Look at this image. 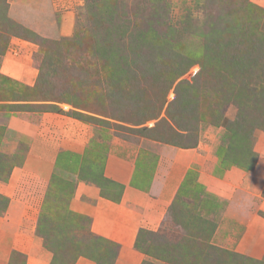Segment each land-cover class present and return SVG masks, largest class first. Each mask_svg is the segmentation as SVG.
Here are the masks:
<instances>
[{
    "label": "rangeland",
    "instance_id": "rangeland-1",
    "mask_svg": "<svg viewBox=\"0 0 264 264\" xmlns=\"http://www.w3.org/2000/svg\"><path fill=\"white\" fill-rule=\"evenodd\" d=\"M5 60L12 77L4 72ZM11 111L35 113L30 122L47 125L46 132L59 130L58 123L78 129L86 150L63 157L42 195L41 184L31 187L24 179L30 168L23 169L22 156L31 138L15 153L0 150V182H8L15 168L22 171L14 197L0 192V243L10 238L3 251L0 245V264H37L28 225L11 231L3 222L13 198L19 217L31 201L40 206L31 235L40 240L42 254L51 255L49 264L55 255L59 263L72 264L74 256L63 259L62 251L92 253L95 244L101 246L91 221L70 215L74 195L69 199L68 193L93 172L102 174L115 141L127 147L207 146L218 179L233 169L242 172L235 193L249 196L243 202H252L249 214L264 228V0L0 1L4 133ZM225 152L232 164L223 162ZM244 153L245 167L234 165L232 157ZM197 178L195 171L194 186ZM198 188L187 200L180 197L173 224L138 233L141 264H264V254L240 257L235 246L221 244L229 237L213 239L215 228L203 212L212 211L215 198L202 197ZM225 212V206L218 212L223 235L231 233ZM243 226L240 233L247 230ZM72 234L83 244L69 242Z\"/></svg>",
    "mask_w": 264,
    "mask_h": 264
},
{
    "label": "crops",
    "instance_id": "crops-1",
    "mask_svg": "<svg viewBox=\"0 0 264 264\" xmlns=\"http://www.w3.org/2000/svg\"><path fill=\"white\" fill-rule=\"evenodd\" d=\"M4 62L3 69L8 75L5 64L9 67V63L6 60ZM9 76L12 77L13 74ZM21 79L27 78L23 76ZM12 113L14 112H10V118L7 121L6 133L0 131V150L7 153L9 149V152L15 153L19 151V146L23 144L24 139L31 138L28 144V154L22 156L23 169L30 168L24 175V179L31 187L41 184L40 195H42L43 191L48 188L52 175L55 174L59 156L66 152L84 154L86 150L84 139L80 138L78 129L62 127L61 123H58L61 134L55 129L46 132L45 129H49L47 125L42 126L37 123L32 125L31 116L36 117L33 112H19L18 116ZM121 143L115 141L111 146L102 169L106 179L123 186L122 194L120 195L118 191L114 194L108 185L104 184L103 189L100 184L91 180H80L69 204L71 211L91 220L90 228L94 234L120 245L116 264H141L145 255L135 249L140 229L162 231L166 225L173 224L174 208L180 197L187 200L186 194L191 189L192 192L199 191V186L203 187L202 197H205V193H210L211 197L215 198L210 199L214 202L209 206L212 209L210 213L202 208L205 211L203 213L210 218L209 223L215 228L213 239L219 240L220 235L229 237L221 244L235 246V251L239 254L250 255L254 258L263 256L264 228H261L259 217L249 214L253 209L252 202L251 204L243 202V199H248L249 196L241 197L240 194L235 193L240 188L239 182L240 184L243 182L240 170L233 169L225 174L224 179H218L215 176L217 174H214L217 166L211 158L208 147L203 144L195 149H176L157 145L155 148V144L147 147H127ZM195 171L198 178L194 180L196 184L194 186L192 182ZM21 173V169L15 168L8 182L5 184L0 182V192L14 197L18 187H21ZM233 175L237 177L234 178ZM230 179L232 183H229ZM187 182L190 183L188 187H183ZM117 199L119 201H116ZM36 205L31 201V205L27 208L29 211L24 210V215L19 217L15 215L18 205L17 200L13 198L9 206L12 208L10 211L12 214L8 213L6 217H3L5 218L3 222L6 226H10L11 231L28 225L29 238L37 248L32 251L36 255V263L49 264L51 255H43L40 240L35 241L31 235L36 229L39 209H41ZM224 206L227 214L225 222L227 226L229 224L232 226V228L230 226L231 233L227 235H223L222 230L225 223L218 214L219 211L224 212ZM212 221L215 225L211 223ZM174 225L177 223L174 222ZM243 225L247 226V230L240 233L239 231L244 228ZM7 240L0 243L2 251L5 249L4 245L9 244ZM76 264L94 263L81 257Z\"/></svg>",
    "mask_w": 264,
    "mask_h": 264
},
{
    "label": "trees",
    "instance_id": "trees-1",
    "mask_svg": "<svg viewBox=\"0 0 264 264\" xmlns=\"http://www.w3.org/2000/svg\"><path fill=\"white\" fill-rule=\"evenodd\" d=\"M0 1H2L3 3H4V5H5V3H6V0H0ZM246 151V150H245ZM247 152V151H246ZM248 153V152H247ZM66 154H69V156H71V157H76V156H78L79 157V155H77V154H75V153H63V155L61 154L60 156H59V159H58V162H57V166L58 165H60V163H61V161H62V159H63V157L64 156H67ZM236 156H234V157H232L233 158V161L235 162L234 163V165H237V166H242V167H245V165H243L244 164V162H246V158L248 157H246V155H248V154H245L244 153V156H241V154L239 155V154H235ZM224 156H225V158H223V162H225V163H228V164H232L233 162L232 161H230L231 159H230V157L228 156V154H226V152L224 153ZM240 157V158H239ZM242 158V159H241ZM81 175H79V177H80ZM84 176H81V178H83ZM88 177H90V180H91V178H92V180L91 181H95L96 183H98V184H100V186L104 189V184L105 185H112V186H109V187H113V188H119V192H120V195L122 194V190H123V186L122 185H119V184H117V183H114V182H112L111 180H108V179H106L104 176H103V172H102V174H100V175H98V174H95L94 172H93V174L92 175H89ZM85 179H88V178H86L85 177ZM93 181V182H94ZM69 184H71L70 182H65V186H67V187H71L72 185H73V187H74V185L75 184H71V185H69ZM65 186H61V189H64L65 188ZM74 188H72V190H70V192L68 193V196H69V199L74 195ZM103 194H105V192H104V190H103ZM116 201H119V199H117ZM69 209V208H68ZM69 213H70V215L71 216H76V217H80V218H83V219H85L87 222H90L91 220L88 218V217H85V216H83V215H79V214H77V213H74L73 211H71V210H69ZM43 225H41V227H42ZM142 231H144V229H141L140 231H139V233L140 232H142ZM92 234V233H91ZM93 236H94V238H96V241L97 242H101V246L100 245H98V244H95V241H93V244H95L94 245V247H93V249H92V253H90L89 251L87 252V253H85V252H79V253H77V254H75L74 253V251H62V253H61V255H60V257L61 258H63V259H67V258H72L71 256L73 255L74 256V258H72L73 259V263L72 264H75V262L77 261V259L79 258V257H81V256H83V257H87V258H89V259H93L97 264L99 263V262H102V264H105V263H107V264H113V262H115V260H116V258H117V256L119 255V248H120V245L119 244H117L116 242H113V241H110V240H108V239H106V238H103V237H101V236H95L94 234H92ZM67 238L69 239V242H71V243H76L75 245H77V244H83L81 241H78V242H74V241H76V239H75V234H72V235H68L67 236ZM135 246L139 249V245H138V238H137V240H136V243H135ZM48 248H51L50 246L48 247ZM52 249V248H51ZM72 254V255H71ZM76 255V256H75ZM237 256H240V257H243V255H241V254H236ZM101 257V258H100ZM65 261H67V260H65ZM104 261H106V262H104ZM256 262H258V263H262V261H259V260H255ZM56 263H58V264H62V263H59V261H58V257L55 255V259L53 260V263L52 264H56ZM63 264H67V262H65V263H63ZM68 264H70V263H68Z\"/></svg>",
    "mask_w": 264,
    "mask_h": 264
}]
</instances>
